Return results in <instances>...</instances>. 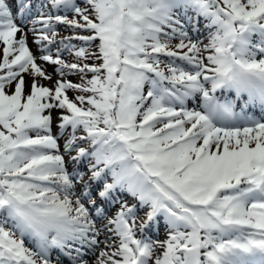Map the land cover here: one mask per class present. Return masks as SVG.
I'll return each mask as SVG.
<instances>
[{"label": "snow or ice", "instance_id": "snow-or-ice-1", "mask_svg": "<svg viewBox=\"0 0 264 264\" xmlns=\"http://www.w3.org/2000/svg\"><path fill=\"white\" fill-rule=\"evenodd\" d=\"M0 264H264V0H0Z\"/></svg>", "mask_w": 264, "mask_h": 264}, {"label": "rangeland", "instance_id": "rangeland-1", "mask_svg": "<svg viewBox=\"0 0 264 264\" xmlns=\"http://www.w3.org/2000/svg\"><path fill=\"white\" fill-rule=\"evenodd\" d=\"M49 69H50V68H49ZM49 71H50V70H49ZM72 79H73L74 82H78V81H76V78H75V77H72ZM69 95L72 96L73 93L70 92Z\"/></svg>", "mask_w": 264, "mask_h": 264}, {"label": "bare ground", "instance_id": "bare-ground-1", "mask_svg": "<svg viewBox=\"0 0 264 264\" xmlns=\"http://www.w3.org/2000/svg\"><path fill=\"white\" fill-rule=\"evenodd\" d=\"M49 70L51 71V68Z\"/></svg>", "mask_w": 264, "mask_h": 264}]
</instances>
